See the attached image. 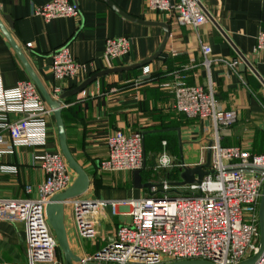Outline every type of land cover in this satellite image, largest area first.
<instances>
[{
	"label": "crops",
	"instance_id": "obj_1",
	"mask_svg": "<svg viewBox=\"0 0 264 264\" xmlns=\"http://www.w3.org/2000/svg\"><path fill=\"white\" fill-rule=\"evenodd\" d=\"M49 1L0 0V23L22 55L21 58L0 27V82L4 88H11L18 81H32L50 108L32 73L50 98L59 102L66 150L88 178L86 189L72 198L119 201L150 196V188L155 185L135 188L133 171L99 169V163L107 158L106 139L115 130L143 135L141 183L152 184L142 170L153 169L162 152L172 158L174 165L161 168L158 177L161 183L174 185L181 181L183 169L177 167L178 164L194 167L203 163V158L192 162L185 151L196 148L204 151L214 138V127L209 120L188 119L173 108L172 86L178 80L185 85L205 86L210 79L220 105L236 111L235 123L218 129L222 146H238L251 155L264 151V50L256 49V36L260 31L264 32V0H203L207 20L197 29L176 24L166 13L148 10L144 0H74L79 7L76 17L44 21L34 15L32 9ZM138 20L168 25V39L160 54L141 67L98 77L81 90L85 93L83 97L80 91L60 100L61 92L76 87L93 73L138 63L158 50L164 37L162 27L142 24ZM113 37L131 39V50L126 55L107 59L103 54L105 40ZM65 44L75 60L92 61V70L75 78L55 80L51 73V53ZM201 44L210 46V57L228 63L236 59L237 63L232 66L225 62L212 63L206 68ZM144 66L149 69L146 74L142 73ZM56 87L60 90L57 97L53 95ZM17 118L18 115L8 112L5 120L0 119V125ZM44 121L46 138L43 145L12 146L11 151L1 155L0 166L5 171L0 172V198L38 196L37 186L43 182L45 174L37 158L45 151L58 152L63 157L70 175L68 188L77 179V172L63 153L52 110L44 116ZM0 133L6 140L0 148H5L10 144L8 132L0 129ZM175 159L181 162L175 164ZM176 170L179 177L174 178ZM26 186H30V192H25ZM66 200L63 201V226L68 248L76 257H83L96 251L97 247L82 249L78 245L77 241L84 238L77 234L72 206L65 203ZM259 202L260 198L257 211ZM65 207H70L71 229L65 224ZM123 210L126 208L119 207L117 213L111 209L108 212L107 207L98 209L94 216L97 236L102 235L105 225L110 226L113 236L117 225L128 222L129 217L121 214ZM25 259L23 224L1 221L0 262L19 263Z\"/></svg>",
	"mask_w": 264,
	"mask_h": 264
},
{
	"label": "built area",
	"instance_id": "obj_2",
	"mask_svg": "<svg viewBox=\"0 0 264 264\" xmlns=\"http://www.w3.org/2000/svg\"><path fill=\"white\" fill-rule=\"evenodd\" d=\"M148 10L166 13L176 24L197 29L206 22L203 0H144ZM34 15L44 21L52 18L76 17L78 4L74 0H51L35 5ZM127 37L107 38L104 57L115 59L131 50ZM31 46V43H27ZM256 49L264 50V32L256 36ZM203 65L225 62L212 58L209 45L201 44ZM242 59L243 56L239 55ZM92 61L75 60L67 44L51 53V73L55 80L75 78L92 70ZM144 66L142 73H148ZM180 78V76H177ZM173 108L188 119L209 120L214 127V138L204 148L209 151L211 166L199 183L185 185L190 195L175 197L149 196L138 200H83L65 201L72 206L77 234L84 239L97 236L94 216L98 209L110 207L128 216L129 221L116 226L113 238L98 250L79 257L76 264H171L177 261L202 260L212 264H239L259 251L258 201L264 183V151L251 155L238 146H222L218 129L230 127L237 115L234 109H224L215 97L213 83L205 86L174 82ZM59 88H54L57 97ZM84 96V91L80 92ZM264 108V106H263ZM52 109L45 105L36 85L30 80L18 81L11 88L0 82V119L6 113L18 115L12 122L0 125L7 131L10 144L0 148V157L12 146L43 145L46 138L44 116ZM0 133V144H5ZM165 143V142H163ZM107 158L98 165L104 171H134L144 165L143 136L140 132L124 133L115 130L106 139ZM45 178L37 186L36 198H0V222H21L24 227L26 259L19 263L0 264H64L58 258V244L46 216V205L51 197L68 188L70 175L63 157L58 152L45 151L37 158ZM171 157L162 152L157 157L158 168L173 167ZM177 167H187L178 164ZM260 169L261 171H255ZM5 171L0 166V172ZM168 191L167 182L161 184ZM151 192L157 191L152 186ZM30 192V186L25 187ZM252 264H264V249Z\"/></svg>",
	"mask_w": 264,
	"mask_h": 264
},
{
	"label": "water",
	"instance_id": "obj_3",
	"mask_svg": "<svg viewBox=\"0 0 264 264\" xmlns=\"http://www.w3.org/2000/svg\"><path fill=\"white\" fill-rule=\"evenodd\" d=\"M112 5V4H111ZM113 6V5H112ZM122 13V12H120ZM124 16L128 18V15L125 13H122ZM6 19L9 21V18L6 17ZM133 19V18H132ZM138 22L142 24H147V25H158L162 27L164 31V37L158 47V50L150 57L134 64H130L127 66H121V67H113V68H107L103 69L100 71H97L87 77L84 81H82L79 85L76 87L65 90L61 92L58 95V98L60 100L65 99L66 97L75 95L76 93L80 92L82 89L85 88V86L92 82L93 80L97 79L98 77H101L104 74H109V73H115V72H121V71H126L134 68H138L143 66L144 64H147L151 60L155 59L160 52L163 50L164 45L168 39L169 35V27L166 23L164 22H157V21H143V20H138ZM0 27L5 33L6 37L12 44V46L15 48L16 52L18 55L22 58V55L20 53L19 48L15 45L13 42L12 38L10 35L7 33V31L4 29V27L0 23ZM34 81L36 82L37 86L39 87L40 91L42 92L44 98L46 99L48 105L52 109L53 113L56 116L58 127H59V136H60V141H61V147L63 150V153L66 157V159L69 162V165L75 169V171L78 174L77 179L73 183V185L69 188H67L65 191L55 194L54 196L51 197L50 201L46 205V216L47 220L49 221L52 229L54 230L55 235L57 236V239L59 241V245L61 246L63 256H64V261L66 264H72V261H78V257H76L68 248L67 240H66V235L64 231V226H63V201L72 198L74 196H77L81 194L87 187L88 185V178L86 174L82 171L80 167L74 163L72 158L70 157L69 153L66 150L65 146V141H64V131H63V126H62V121L60 117V111H61V106L59 102L52 100L50 96L44 91L43 87L41 84L38 82L37 78L31 73ZM210 157L209 152H208V158ZM255 171H261L260 169H254ZM213 171H207L203 169L202 165H196L194 167H184L182 172L180 173V178L181 181L175 182L174 185L178 186H183L188 183H199L202 179V177L207 174V173H212ZM133 185L135 188H149L153 184L151 183H141L140 182V175H139V170H134L133 171ZM258 217H259V251L253 255L251 258L239 263V264H252L256 258L260 255V253L264 249V183L262 187V192L260 196V202H259V208H258ZM171 264H212L207 261H202V260H190V261H177Z\"/></svg>",
	"mask_w": 264,
	"mask_h": 264
},
{
	"label": "rangeland",
	"instance_id": "obj_4",
	"mask_svg": "<svg viewBox=\"0 0 264 264\" xmlns=\"http://www.w3.org/2000/svg\"><path fill=\"white\" fill-rule=\"evenodd\" d=\"M205 144L207 145L208 142L206 141ZM185 151V150H184ZM208 150L205 149L204 151H202L199 148L196 149H191L188 151H185V153H188L189 156L191 157L189 160H191L192 162H199L202 158H203V163L201 164L204 168V170H208L211 166L210 163V157L208 158ZM172 159V158H171ZM186 160V159H184ZM181 160L180 159H175V164L176 163H180ZM155 166V165H154ZM142 173L144 174H148L149 179L151 180L152 184L156 186L157 191L155 193L151 192L148 195L150 196H156V197H163L164 195H167L168 197H175V196H180V195H190L193 194L194 192L188 191L187 188L184 186H175V185H170V188L168 191H163L162 187H161V181H159L158 177L161 175L162 170L161 168L155 169V167L152 169V167H150L149 171H143ZM179 177V176H178ZM107 211H110V207H107ZM64 212H65V224L67 226V228H72V215H71V211H70V207H65L64 208ZM112 217L113 215L110 214ZM104 221H101V223ZM47 224L53 234V236L55 237V240L57 241L58 244V249H57V256L59 259H63V253H62V249L61 246L59 245V241L57 239V236L54 233V230L52 229V227L50 226L48 220H47ZM105 225V223H103ZM102 237L105 238V241L102 242ZM113 238L112 233H111V229L110 226L105 225L104 229H102V235L96 236L94 239H80L78 240V245L82 248V249H89L92 246L97 247V250L99 248H101L102 246H104L105 244H107V242ZM69 241L72 242V237L71 235L69 236ZM64 261V260H62ZM64 264L65 261H64ZM72 264H76V262H72Z\"/></svg>",
	"mask_w": 264,
	"mask_h": 264
},
{
	"label": "trees",
	"instance_id": "obj_5",
	"mask_svg": "<svg viewBox=\"0 0 264 264\" xmlns=\"http://www.w3.org/2000/svg\"><path fill=\"white\" fill-rule=\"evenodd\" d=\"M142 136H143V135H142ZM177 171H178V170H176L175 173L173 174V177H174V178H177V177L179 176Z\"/></svg>",
	"mask_w": 264,
	"mask_h": 264
}]
</instances>
